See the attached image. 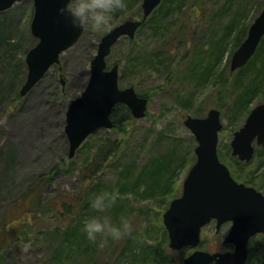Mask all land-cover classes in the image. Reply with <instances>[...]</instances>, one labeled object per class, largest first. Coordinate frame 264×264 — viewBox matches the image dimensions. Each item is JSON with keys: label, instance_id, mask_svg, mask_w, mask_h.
<instances>
[{"label": "rangeland", "instance_id": "obj_1", "mask_svg": "<svg viewBox=\"0 0 264 264\" xmlns=\"http://www.w3.org/2000/svg\"><path fill=\"white\" fill-rule=\"evenodd\" d=\"M263 7L264 0H185L183 7L170 17V29L165 33L154 32L147 22L132 41L120 38L108 56V67L121 60L120 85H134L149 97L147 114L123 122L122 131L99 129L84 141L72 158L68 156L69 141L64 130L68 106L88 82L90 62L102 36L125 19L142 18V6L117 22L112 21L107 28L85 25L80 39L61 54L60 62L23 96L19 91L28 73L26 54L38 41L31 31L34 3L33 0H20L0 11V223L4 221L18 228L25 219L36 225L31 240L25 239L17 229L15 233H0V244L7 247L1 253L2 264H99L109 255L113 256L111 264H182L196 248L232 250L233 246L223 243L231 222L222 224L217 231L215 220L202 228L198 246L171 249L163 213L171 200L182 194L183 182L196 161L197 141L184 120L188 115L204 117L211 108L222 113L223 128L218 142L220 158L238 181L264 194V152H257L261 147L257 146L254 158L245 162L232 155L230 143L234 131L241 127L249 112L233 114L238 71L231 72V59ZM245 26L243 39L234 47L235 35ZM4 32L5 39L1 37ZM214 43L222 44L224 53L213 66V78L199 84L197 68L201 70L202 67L197 61L208 59ZM218 52L214 51L213 59ZM154 53H159L160 61L148 63V55ZM143 54L144 59H135L136 64H131L135 57ZM190 65H197V68H189ZM251 77L250 72L244 74L245 85ZM61 78L65 80L64 85ZM186 100L188 103L184 106ZM260 102H264V83L249 110ZM108 138L120 139L123 150L111 158H104L103 168L94 178L96 183L101 179L104 190L117 191L119 171L125 165L134 163L137 172L147 162L166 154L172 156L164 174L168 195L162 190L145 199L126 195L132 205L128 217L133 226L131 232L119 240L98 235L96 240H89L94 254L84 257L83 252L68 250L57 237L71 222L59 220L52 208L33 220L27 213L26 194L30 188H36L43 204L54 200L60 205L63 199H81L82 207L73 224L81 222L82 225L90 215L118 220L121 214L114 217L115 205L103 213L90 207L95 191L90 185L86 186L81 176L94 160L98 147ZM236 160L240 165L236 166ZM38 181L43 182L42 186L38 187ZM248 251L246 264H264V234L249 241Z\"/></svg>", "mask_w": 264, "mask_h": 264}, {"label": "water", "instance_id": "obj_2", "mask_svg": "<svg viewBox=\"0 0 264 264\" xmlns=\"http://www.w3.org/2000/svg\"><path fill=\"white\" fill-rule=\"evenodd\" d=\"M19 0H0V11ZM163 0H143L141 19H126L109 29L101 38L96 54L90 62V76L79 96L72 99L66 112L65 132L69 140V158H72L86 138L100 128H112V109L118 103L126 104L134 117L146 115L148 97L139 95L133 85L120 87L119 64L107 68V57L113 45L123 36L133 38L138 28ZM32 34L38 42L26 54L28 73L20 88L25 95L51 68L60 61L62 52L81 37L84 27L71 23L67 8L71 0H33ZM264 35V8L250 25L246 38L233 52L230 69L244 66L255 54ZM65 84L64 78L61 79ZM185 125L194 133L198 144L196 162L190 168L182 194L171 200L163 213L170 247H195L200 242L202 227L213 218L220 229L231 221L223 243L234 249L211 252L195 249L182 264H245L249 255L248 243L252 236L264 233V194L254 186L237 181L230 168L221 161L217 145L223 127L221 111L211 108L207 116L188 115ZM256 144L264 146V102L255 105L243 125L234 132L232 154L250 161Z\"/></svg>", "mask_w": 264, "mask_h": 264}, {"label": "trees", "instance_id": "obj_3", "mask_svg": "<svg viewBox=\"0 0 264 264\" xmlns=\"http://www.w3.org/2000/svg\"><path fill=\"white\" fill-rule=\"evenodd\" d=\"M233 1V0H230ZM142 0H126V7L124 9L119 10L112 21L117 22L119 19L123 18L124 15L133 12L134 10H140ZM185 4V0H163L162 3L153 11V13L145 20L143 25L139 28L141 29L147 22H149L151 28L154 32L158 33H165L167 30L170 29V17L173 13L182 8ZM198 4V3H197ZM196 9V8H195ZM235 17V16H233ZM6 32V30L4 29ZM1 35L5 39L6 33ZM246 32V26L241 27L237 35H235L233 40V46L239 44V42L243 39V36ZM128 38V37H127ZM130 41L133 38H128ZM218 50V55H216L215 59L212 58V54L215 50ZM225 48L223 45H216V43L212 44V48L209 50L208 59L204 58L197 61V64L201 65V70H198L197 65L192 66L190 65L189 68H197L198 77H199V84L204 82H208L213 78V66L222 58ZM213 51V52H212ZM212 52V54H211ZM148 55V54H147ZM140 58L144 59L145 54L137 56L133 59V65L136 64L135 59L139 60ZM210 58V59H209ZM159 53H154L152 56L148 55V63L155 64L158 63L159 60ZM120 61L117 62L120 65ZM206 61V62H205ZM206 63V64H205ZM204 64V65H203ZM199 65V66H200ZM192 72V71H191ZM246 72H250L252 74L251 79L245 83L243 82L244 74ZM193 73V72H192ZM191 73V74H192ZM196 74V72H195ZM193 78V76H191ZM196 77V75H194ZM216 77V75H215ZM264 38L262 39L258 50L256 51L255 55L252 59L247 63L246 66L240 68L238 70V77L236 80V85H238V93L236 94L234 104L232 106L233 114L236 115L239 111H249V106L251 101L256 97V95L260 92L261 88L263 87L264 83ZM139 94L147 96L141 91H138ZM184 102V101H183ZM188 100H186L183 105L186 106ZM112 119L115 123L114 128L115 130L122 131L123 129V122L129 121L133 119L131 110L125 104H117L112 110ZM123 150L122 141L120 139H106L97 149L96 156L94 160L88 165L87 171H83L81 176L86 184V186L90 185L91 189H94L95 193L98 191L104 190V186L101 185L102 180L96 183L95 179L98 174L101 172L103 166L101 165L102 161L118 155L119 152ZM257 152H264V147H261V150ZM259 153V154H260ZM171 155H161L150 162H147L140 170L136 171L135 164L125 165L121 171H119V187L117 192L123 197H119L114 207V217L121 215H125L129 217L132 212V205L131 201L128 199L126 195L131 194V196L137 198H147L152 195V193L157 192L158 190H162L165 192L164 195H168V183L165 179L164 174L167 173L169 166L172 162ZM236 166L240 165V162L236 160ZM237 169V168H236ZM237 173V172H236ZM242 178V176L238 175V178ZM253 177V176H251ZM253 179V178H251ZM123 180V181H122ZM253 181V180H251ZM41 181H38V187L42 186ZM37 187V186H36ZM36 188H34L35 190ZM32 188L27 192L26 196L28 197L29 203L27 205V213L31 214V218L36 220L39 215L46 213L47 209H54L56 216H58L59 220L63 222H71L66 230H62L61 234H59V239H61L65 243V247L71 251H80L83 252L85 255L84 257L92 256L94 254V250L91 249V245H89V239L87 238L85 232L82 230L81 222H73L77 221V217L79 216V211L82 207L81 199L76 198L72 201L63 199L60 205H57L54 200H51L49 204H43L40 195H37V189L34 191ZM107 190H114L108 188ZM34 191V192H33ZM20 203V202H19ZM23 203V202H21ZM42 216L41 218H43ZM30 218V217H28ZM38 221V220H37ZM36 221V222H37ZM68 222V223H69ZM0 233L12 232L17 229L19 233L23 234L25 239L31 240L36 232V225L31 221H26L18 226V228L14 227L13 225L10 227L8 224L6 225L4 221L0 223ZM18 232H16L17 234ZM27 234V236H26ZM20 235V234H18ZM262 235V234H260ZM56 237V239H58ZM253 237L252 239H254ZM251 239V240H252ZM6 250L7 247L4 244H0V264H2V251ZM133 249V248H131ZM134 250V249H133ZM59 255V253H58ZM59 258V257H58ZM113 256L109 255L107 258L103 259L99 264H111ZM166 261V259H165ZM167 262V261H166ZM60 263V262H59Z\"/></svg>", "mask_w": 264, "mask_h": 264}, {"label": "clouds", "instance_id": "obj_4", "mask_svg": "<svg viewBox=\"0 0 264 264\" xmlns=\"http://www.w3.org/2000/svg\"><path fill=\"white\" fill-rule=\"evenodd\" d=\"M68 3V0H65ZM126 7V0H73L62 12H67L71 23L76 27L89 25L96 29L107 28L115 14ZM119 199L115 190H102L94 194L90 200V207L97 213H103L112 208ZM130 219L121 215L118 220L110 221L100 215H90L83 220L82 230L89 240H96L98 235L111 236L119 240L132 230Z\"/></svg>", "mask_w": 264, "mask_h": 264}, {"label": "flooded vegetation", "instance_id": "obj_5", "mask_svg": "<svg viewBox=\"0 0 264 264\" xmlns=\"http://www.w3.org/2000/svg\"><path fill=\"white\" fill-rule=\"evenodd\" d=\"M259 48V47H258ZM113 110V109H112Z\"/></svg>", "mask_w": 264, "mask_h": 264}]
</instances>
